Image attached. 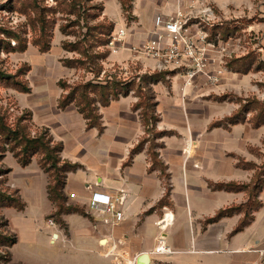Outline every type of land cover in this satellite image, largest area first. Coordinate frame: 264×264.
<instances>
[{
    "label": "crops",
    "instance_id": "1",
    "mask_svg": "<svg viewBox=\"0 0 264 264\" xmlns=\"http://www.w3.org/2000/svg\"><path fill=\"white\" fill-rule=\"evenodd\" d=\"M132 3L134 19L129 23L119 0L104 2L105 14L116 23V29L122 28L127 33L123 46L111 53L109 62L137 57L150 69L157 68L160 60L146 57L133 47L153 35L154 18L158 13L169 15L180 8L188 11L193 6L191 11L200 14L206 4H211L213 23L239 24L247 18L251 19V31L259 30L256 15L264 17V0L262 5L260 0H133ZM63 38L56 31L53 47ZM45 56L48 62L49 55ZM262 58L264 60V52ZM47 81L50 83L49 79L39 81L37 92L48 91ZM171 82L174 91L179 90L184 84L183 76L177 73ZM196 84L187 86L186 92L194 91ZM60 94L47 97L45 109L36 98L25 97V94L17 98L22 106L32 109L35 122L48 127L54 139L62 143L61 157L78 165L67 173L64 191L67 204L78 206L81 211L63 213V223L59 226L47 224V217L57 210L49 197V174L40 167L36 157L27 166H22L15 158L10 180L19 190L25 208L7 207L3 212L18 241L27 249L23 254L27 259H16L12 253L16 262L115 264L118 261L129 264L134 261L140 264V256L148 253L149 264H264L261 255L264 249V188L258 193L262 206L253 209L251 223L242 230L234 232L244 210L213 219L219 210L243 205L249 200L247 188L232 190L219 185L250 183L255 169L250 173L249 168H241L233 155L228 157L220 153L213 157L199 149V144L210 139V135L224 130L220 145L224 153L229 150L245 156L244 148L259 140L258 131L254 134L253 130L261 126L238 121L229 130L216 126L213 130L208 127L202 131L190 120L196 113L183 110L180 105L184 99L196 101V94H168L155 98L160 119L152 124L155 133L151 135L142 122L141 110L133 109L138 98L127 94L100 108L103 123L100 130L88 127L74 103L66 108L59 107ZM172 109L178 112L174 114ZM236 109L206 111L201 115L207 118L208 126L213 118L226 119ZM163 129L170 132L159 135L157 130ZM153 141H161V144L157 146ZM152 152H157L166 165L168 176L154 164ZM93 193L111 197L123 195L124 201L117 205L123 212L122 219L117 220L113 213L93 207ZM168 211L174 216L166 231L172 251L155 253L153 249L161 231L158 221Z\"/></svg>",
    "mask_w": 264,
    "mask_h": 264
},
{
    "label": "rangeland",
    "instance_id": "2",
    "mask_svg": "<svg viewBox=\"0 0 264 264\" xmlns=\"http://www.w3.org/2000/svg\"><path fill=\"white\" fill-rule=\"evenodd\" d=\"M104 2L105 0H80L77 10L72 14H66L59 7V3L56 0H0V115L5 118L8 124L14 127L19 123L20 125L28 126L31 135L47 132L53 138L54 143H61L59 140L54 139L48 127L35 122L32 109L22 106L17 97L25 94V97L36 98V102L39 103L42 109H45V99L47 97L52 96L53 98L61 93L60 100L65 93L61 81H68L74 84L77 81L94 79L96 73H93L91 68H88V64L82 65L73 62L74 59L83 58L80 52L69 50V48L65 49L64 47L66 42H74L86 37L89 39L90 44L95 43L96 46L93 47V53L96 55L101 57L104 56V52L108 50L110 52L104 60L96 59L103 64L98 79H106L108 76H111V79H132L134 82L130 87L129 94L135 95L138 100L139 96L154 97L151 100L154 104L149 108H144L150 114L152 113L151 118L153 120L150 118L151 120L147 124L143 114L141 117L143 124H145V129L151 135L155 133V128H153L152 124L155 125L160 119L155 99L158 95L179 94L185 96V93H195L196 101L184 99L180 105L183 110L188 109L196 113L195 116H190V120L195 123L196 128L202 131L207 130L208 127L212 129L216 126H224L225 129L228 128L229 130L231 125L238 121H248L252 125H254L255 121L259 122V124L261 123V127L258 130H253L254 134L258 131L259 140L247 145L248 150L246 147L244 148V152L247 154L245 156L229 150L224 153L220 148L224 130L215 132L216 134L210 135V139L199 144V149L206 151L210 156L215 157L220 155V153L227 154L226 156L228 157L233 155L241 168H249L250 173L251 169L254 168L253 175L256 170L263 173V176H261L263 181L257 184L258 187H261L264 184V60L262 58L264 52V49L262 50L264 45V17L256 15V18L259 19V30L257 31L250 30L251 19L247 18H244L239 24L227 22L223 25H218L210 21L207 25L205 23L200 25L201 28L204 27L207 30L209 34L208 40L212 45L207 52L209 57L208 61H206V68H204L206 73H199L192 84L195 85L197 83L195 90L186 92L185 67L186 64H189L188 60L179 69L166 70L171 71L170 73L168 72L169 74L161 72L159 68H146L136 59L137 57L122 62H109V56L113 52L112 45L104 46L98 44V42L96 43L99 31L91 28L100 23L103 16L114 23L113 35L117 34L122 28L117 30L116 23L105 14ZM119 2L123 9V15L127 22L130 23L134 19L133 0H119ZM146 4L149 3L147 2ZM260 4H263V0H260ZM146 9H150L148 5ZM40 16L47 17L50 21V27L44 33L40 31ZM75 22L76 24L69 26L67 31L63 32V26ZM108 23L106 24L107 28H109ZM53 26L54 28H52ZM56 31L59 34L61 33L64 38L59 45L53 47V38ZM51 32H53L51 46L49 50L42 51L37 42L41 43L42 46L46 45L50 41ZM92 33L97 36L93 38L90 36ZM126 34L123 41H125ZM119 43H122V41L117 42V44ZM120 46L122 47L123 45ZM121 47L118 48L120 49ZM45 55H49L47 57L48 62H45ZM67 61H72V63L67 64ZM177 73L183 76L184 84L181 89L174 91L171 79ZM41 79H49L50 81V83L47 81L45 86L48 89L47 92H37L38 88H40L37 85ZM18 80L28 84L30 91L23 92L15 88L14 83ZM139 85H142L141 91H139ZM231 107L237 108L232 115L226 119L213 118L208 126L207 118L201 115V112L210 111L215 113L228 110ZM133 109H140L142 113L143 108H137L133 105ZM172 110L174 114L178 112L177 109ZM157 131L159 135L170 132L165 129ZM153 142L157 146L161 144V141ZM152 143H150L151 146L153 145ZM10 148L11 144L0 134V223L3 222V217L8 220L3 212L5 208L21 210L14 206H2L4 202L9 204L14 199H19V197L21 198L20 201L24 202L19 190L10 180L11 167L16 162V157ZM34 157L37 158L40 165V156L35 155ZM247 157L250 159L247 160ZM8 169L11 170L8 172ZM6 213H8V210H6ZM10 213L12 212L9 211ZM10 217L12 218L11 215ZM49 219L55 221L54 226H59L63 223L62 215L57 210L48 216L46 221ZM2 227L0 226V230ZM9 229L15 233L11 229L10 224ZM12 247L11 253L14 254V258L22 257L27 259L23 255L27 249H24L22 242L18 241ZM2 251L3 247H0V252L4 253ZM13 254L10 264H22L15 261Z\"/></svg>",
    "mask_w": 264,
    "mask_h": 264
},
{
    "label": "trees",
    "instance_id": "3",
    "mask_svg": "<svg viewBox=\"0 0 264 264\" xmlns=\"http://www.w3.org/2000/svg\"><path fill=\"white\" fill-rule=\"evenodd\" d=\"M56 1L57 3H59V7H61L63 12L66 14L74 13V11L77 10V7L80 4V0ZM36 6L38 7L37 4ZM39 22L41 23V33H44L49 29L50 21L47 19V17L40 16ZM107 22H109V28H107ZM74 24H76V22L63 26V32L65 33L67 31V28ZM52 28H54V26ZM113 28L114 23L112 21H109L107 17L103 16L100 23L91 28L99 31L97 37L98 40L96 41V43L98 42V44L100 45L109 46L112 39ZM105 29H107V31H105ZM52 36L53 32H51L50 41L44 46H42L41 43L37 42L42 51L49 50L51 46ZM90 36L94 38V36L96 37L97 35L92 33ZM89 42V39L84 37L74 42L70 41L64 43L65 49L69 48V50H77L78 52H80L82 57L85 58H77L74 59L73 62L80 63L82 65L88 64V68H91L92 72L96 73V76L94 79L77 81L74 84H71L68 81H61V85L64 88L65 93L59 100V107L66 108L70 104L74 103L77 106L78 110L87 119V124L89 127H98L99 129H102L103 123L100 108L108 106L112 100L119 99L121 95L129 94L131 89L130 87L133 84L134 80L125 78L111 79V76H108V78L106 79H98L99 73L103 68V64L99 63L97 60H104V58L107 57L110 52L108 50L104 52V56L100 57L93 53V47L96 46L95 43L93 42L92 44H90ZM70 63H72V61H67V64ZM161 72H167V74H169L171 71L161 70ZM14 84V87L19 89L20 91H30L29 85L23 83L22 81H15ZM139 86V91H141L142 85ZM152 98L154 97L152 96L149 98L147 96H139V100L135 103V106L137 108H143L142 114L143 117H145L147 124L149 123V120H153V118H151L152 113L150 114L144 108H149L154 104L151 102ZM253 124L254 127H259L261 125V123L259 124V122L257 121H255ZM0 134L4 136V138L11 144L10 149L22 166H27L28 164H30L35 155L40 156V165L49 174L50 177V182L48 185L49 197L56 204L59 214L62 215L63 213L67 212L81 211V208H79L78 206L67 204L68 198L64 191L67 173L71 170L76 169L78 165L75 163H71L68 160H64L61 157V151L63 148L62 143H54L53 138L47 132L31 135L28 126L20 125L19 123L16 125V127H14L8 124L5 118L1 115ZM142 144L143 142L140 143L139 147H141ZM152 159L154 161V164L159 166V168L162 170L163 174L168 176L166 170L167 167L163 162L160 161V159H158L157 152H152ZM10 170L11 169H8V172ZM262 174L263 173L256 170L250 183L238 184L235 182H230L224 185H219L221 187L226 186L228 189L232 190L247 188L249 191V200L243 205H234L219 210L213 217V219L219 218L223 215H231L235 211L244 210V216L241 217L238 225L234 229V232H238L245 226L250 224L253 219V209L262 206L261 201L258 200V193L262 191V189L264 188V184L261 187L257 186L260 181H263L261 180V176H263ZM20 199V197L19 199H14L13 202L9 204H7V202H4L2 206H14L19 209H23L25 206V202L20 201ZM2 219L3 222L0 223V226H3L0 230V247H3L2 252L4 253L0 252V264H10V262L12 261L11 247L18 241V237L16 233H13L9 229L8 220L4 217Z\"/></svg>",
    "mask_w": 264,
    "mask_h": 264
},
{
    "label": "built area",
    "instance_id": "4",
    "mask_svg": "<svg viewBox=\"0 0 264 264\" xmlns=\"http://www.w3.org/2000/svg\"><path fill=\"white\" fill-rule=\"evenodd\" d=\"M190 10L178 9L173 14L165 15L158 13L154 18V29L152 36L140 45L134 46L133 49L145 54L148 57L158 58L159 70H176L186 64L185 84L192 85L195 77L199 73H206V61H208V50L212 45L208 40L209 34L206 29L200 25L210 23L214 9L211 4H206L200 14H196ZM196 20V21H195ZM197 27V29H194ZM126 31L120 29L117 34H112L110 45L113 51H117L120 45H123V39ZM118 41L122 43L117 44ZM179 71V70H177ZM75 196L74 193L71 194ZM124 201V196L111 197L109 195L93 193L91 205L99 211L113 213L117 220H121L123 212L117 209L118 203ZM174 216L171 212H165L158 221L160 234L157 237L153 251L155 253H170V246L166 237V231L169 225L172 224ZM49 225H55L53 219L46 221ZM261 255L264 257V249L261 250ZM115 264H122L116 262ZM134 264V261L129 262ZM257 264V263H256Z\"/></svg>",
    "mask_w": 264,
    "mask_h": 264
},
{
    "label": "water",
    "instance_id": "5",
    "mask_svg": "<svg viewBox=\"0 0 264 264\" xmlns=\"http://www.w3.org/2000/svg\"><path fill=\"white\" fill-rule=\"evenodd\" d=\"M139 263L140 264H149V254L148 253L142 254L140 256Z\"/></svg>",
    "mask_w": 264,
    "mask_h": 264
}]
</instances>
